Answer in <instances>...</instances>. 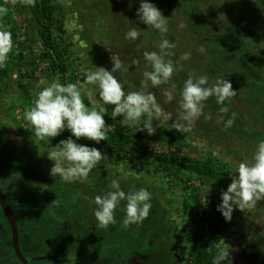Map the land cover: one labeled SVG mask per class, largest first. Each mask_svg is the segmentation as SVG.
<instances>
[{
    "label": "rangeland",
    "instance_id": "374dc122",
    "mask_svg": "<svg viewBox=\"0 0 264 264\" xmlns=\"http://www.w3.org/2000/svg\"><path fill=\"white\" fill-rule=\"evenodd\" d=\"M260 1L149 0L168 18L169 31L163 38L176 47L169 50L173 55L166 59L178 63L180 71L173 78L174 83L170 81L176 86L173 101L165 103L163 95V88L170 89L171 86L146 90L156 96L169 119L166 122L154 121L156 133L151 138L138 140L139 143L158 152L173 151L202 160L211 158L216 165L227 170L230 182L232 174L229 172H233L240 162L251 161L257 144L264 140V3L258 6ZM53 2L58 25L62 27L56 30V35L59 44L68 48L67 84L83 86L85 103L97 110L104 107L99 103L94 87L84 84L81 69L94 70L95 66H102L110 70L113 66L111 57L119 59L127 68L122 74L116 73L125 89L139 90L143 72L151 70L144 53L151 52L152 43L158 47L162 37L158 31L145 29L141 23L136 25L132 17L137 7L136 0ZM0 10V31L11 33L13 44L7 63L1 67L7 73L5 83L0 81V124L6 130L3 141L13 147L14 154H33L42 169L52 168L54 162L48 159L47 151L54 150L61 140L71 135L70 132L65 130L57 137L41 140L33 135L24 113L33 106L36 91L53 81H61L51 75L49 62L41 58L43 48L29 8L20 0H0ZM132 28H136L140 35L135 40L126 39V33ZM136 48L141 59L139 62L134 60L137 58ZM156 51L159 52V47ZM237 51L254 57L248 67L260 73V80L256 77L244 80L232 62ZM20 52L23 62L19 59ZM184 53L191 54L189 60L179 59ZM245 70L243 72L248 77ZM190 75H205L209 84L225 75L237 94L225 105H218L215 98L210 97L203 109L205 116L202 114L188 132L169 130L177 119L180 92ZM20 82L30 87L31 98H26L21 91ZM89 92L92 104L88 102ZM225 106L229 110L222 113L220 109ZM107 107L110 112L114 106ZM211 113L213 117H208ZM120 119L122 117L113 121L105 116L111 129ZM229 119L233 123L225 128L224 123ZM102 155L103 159L89 174L87 182L77 180L76 183L93 201L99 195V186L93 188L89 181L100 173L119 175L124 183L152 192L167 208L164 223L172 240L171 261L183 264L193 239L192 230L200 228L193 219L197 214L213 216L221 203L218 183L178 168L167 173L155 164L145 160L130 161L114 151L102 152ZM223 241L227 245L222 243L221 247H229L230 250L228 264H264V200L250 209H235L231 222H227ZM83 257L32 261L30 264H81ZM12 261L8 264H22L15 258Z\"/></svg>",
    "mask_w": 264,
    "mask_h": 264
},
{
    "label": "trees",
    "instance_id": "16d2710c",
    "mask_svg": "<svg viewBox=\"0 0 264 264\" xmlns=\"http://www.w3.org/2000/svg\"><path fill=\"white\" fill-rule=\"evenodd\" d=\"M20 1L29 8L35 21L37 37L43 48L41 58L49 62L51 75L59 77L62 84H67L68 48L59 44L56 35V30H61L62 27L58 25L57 9L53 0H32L31 4L25 0ZM260 2H257L258 6L263 5L264 0ZM136 3L137 7L132 17L136 25L141 23L146 29L147 25L138 21L136 16L140 0H136ZM150 46L151 52L158 48L153 43ZM134 52L137 55L134 60L139 62L141 59L138 48ZM19 59L23 62L22 52ZM232 59L244 80L247 81L250 77L260 80V73L248 67L249 62L254 59L252 55L237 51ZM244 70L248 71V77ZM5 74L6 71L0 67L2 83H5ZM168 86H171L170 89L176 88L172 82H169ZM19 88L26 98H31L28 85L20 82ZM207 116L213 117L212 113ZM5 133L4 126L0 124V186L5 191L17 218L20 246L26 257L32 258L49 253L62 258L76 259L84 256L81 264H97L98 261L99 264H175L176 261H171L172 240L164 223L167 208L152 192L149 191L152 205L149 216L141 224L132 225L127 229L122 227L124 218L122 202L115 211L116 223L110 225L108 229H99L94 217L95 203L82 190L83 187L76 181L66 183L58 178L56 180L50 175L51 168L42 169L33 154H14L13 147L3 141ZM145 138L151 136L146 132H136L135 128L122 126L119 121L108 132V139L99 145L86 138H81L77 143L95 146L106 153L114 151L118 156L130 161L145 160L167 173L178 168L200 177H209L218 183L221 193L227 190L231 183L228 172L216 165L211 158L202 160L173 151H154L138 142ZM113 179L119 180L125 192L140 189L124 183L119 175L109 173H100L89 181V185L93 188L99 186V195L102 196L110 190L109 186ZM193 221L200 228L192 230L193 239L183 264H213L216 250L214 248L210 253L208 249L212 245L221 246L227 222L217 208L213 216L197 214ZM1 238L5 239L7 246L5 263H12L14 258L21 263L14 253L11 229L0 206Z\"/></svg>",
    "mask_w": 264,
    "mask_h": 264
},
{
    "label": "clouds",
    "instance_id": "9594fccd",
    "mask_svg": "<svg viewBox=\"0 0 264 264\" xmlns=\"http://www.w3.org/2000/svg\"><path fill=\"white\" fill-rule=\"evenodd\" d=\"M31 4L32 0H25ZM2 11V10H0ZM138 21L147 25V28L158 31L162 39L159 42V52H145L144 59L150 65V71L143 72L140 89L127 91L119 81L116 73H123L127 68L119 59L112 60L110 70L105 67L95 69H81L83 82L91 85L98 92L99 103L104 107L97 110L89 107L84 101L83 86L77 83L62 84L53 81L47 87L39 89L35 93L33 106L24 113V119L33 129V135L41 140H48L59 136L68 130L71 135L61 140L54 150L47 151L53 166L50 175L63 182L84 181L92 170L103 159L102 151L95 146L77 143L81 138L94 141L99 145L108 139L111 125L106 124L105 116L113 121L118 117L122 126L135 128L136 132H146L148 136L156 133L154 121L166 122L169 117L157 102L156 96L146 91L148 88H160L168 85L180 71L178 63L172 61L173 53L169 51L175 48V44L163 38L169 31L168 18L162 11L149 0H140V6L136 11ZM140 33L136 28L130 29L125 38L135 40ZM13 47L11 33L0 31V67H3ZM203 52V49L200 50ZM190 53H184L180 60L190 59ZM237 91L225 75L217 77L212 84L205 75L198 77L188 76L180 92L178 101V116L172 127L181 133L191 129L192 124L203 114L205 102L210 97L215 98L218 105H225L236 96ZM165 103L175 99L174 88H163ZM88 102L92 104V95L88 93ZM114 106L109 112L107 106ZM228 107H221L222 113L228 112ZM235 114H233L234 116ZM233 120L225 121L224 127L232 125ZM11 127V126H9ZM13 128V127H11ZM75 137V139H73ZM232 174V182L226 191L221 193V203L217 205V211L222 214L226 222H231L233 211L252 208L257 202L264 200V140L257 144L251 161L240 162ZM110 190L104 195L95 197L94 217L99 229H108L116 223L115 211L124 202V218L122 227L127 229L132 225L141 224L151 210V193L144 188L125 192L121 188L118 179L110 183ZM227 245L225 241L222 242ZM229 246V245H228ZM215 248L213 264H225L230 256L229 247H221L219 244L209 247L212 253Z\"/></svg>",
    "mask_w": 264,
    "mask_h": 264
},
{
    "label": "water",
    "instance_id": "95a60500",
    "mask_svg": "<svg viewBox=\"0 0 264 264\" xmlns=\"http://www.w3.org/2000/svg\"><path fill=\"white\" fill-rule=\"evenodd\" d=\"M0 206L7 218V221L11 229L12 247L14 253L22 264H30L32 261H46V260L49 261V260H56L62 258L57 255H37L32 258L26 257L20 246L19 226H18L17 218L13 212V209L10 206L6 193L1 186H0Z\"/></svg>",
    "mask_w": 264,
    "mask_h": 264
},
{
    "label": "flooded vegetation",
    "instance_id": "af4514ba",
    "mask_svg": "<svg viewBox=\"0 0 264 264\" xmlns=\"http://www.w3.org/2000/svg\"><path fill=\"white\" fill-rule=\"evenodd\" d=\"M4 213V212H3ZM5 215V214H4ZM6 217V216H5ZM7 219V218H6ZM6 251H7V246H6V242L5 239H0V264H6ZM60 257V256H59ZM67 258H71V257H67ZM63 258L60 259H56V260H63ZM71 259H75V258H71ZM97 264H99V261L97 262Z\"/></svg>",
    "mask_w": 264,
    "mask_h": 264
}]
</instances>
